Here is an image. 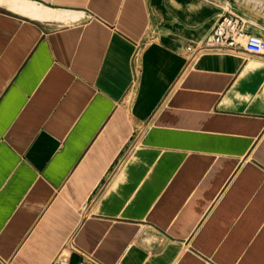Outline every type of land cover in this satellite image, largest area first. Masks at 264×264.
I'll use <instances>...</instances> for the list:
<instances>
[{
	"label": "crops",
	"instance_id": "obj_1",
	"mask_svg": "<svg viewBox=\"0 0 264 264\" xmlns=\"http://www.w3.org/2000/svg\"><path fill=\"white\" fill-rule=\"evenodd\" d=\"M250 1L0 0V259L264 264V54L186 52Z\"/></svg>",
	"mask_w": 264,
	"mask_h": 264
},
{
	"label": "built area",
	"instance_id": "obj_2",
	"mask_svg": "<svg viewBox=\"0 0 264 264\" xmlns=\"http://www.w3.org/2000/svg\"><path fill=\"white\" fill-rule=\"evenodd\" d=\"M245 20L241 15L231 9H227L213 26L211 32L199 45L187 47L186 52L189 61L197 59L205 52L234 51L243 49L254 55L264 54V39L258 35L245 31ZM0 264H10L0 259ZM50 264H68L62 257H55ZM78 264H99L93 259L86 257Z\"/></svg>",
	"mask_w": 264,
	"mask_h": 264
},
{
	"label": "rangeland",
	"instance_id": "obj_3",
	"mask_svg": "<svg viewBox=\"0 0 264 264\" xmlns=\"http://www.w3.org/2000/svg\"><path fill=\"white\" fill-rule=\"evenodd\" d=\"M4 1L5 2H9V3H12L13 2V0H4ZM224 1H226V0H224ZM229 1L232 2L234 6L238 5L241 8L247 7V5L251 3L250 0H229ZM262 2H264V0H262ZM262 38L264 39V36L263 35H262Z\"/></svg>",
	"mask_w": 264,
	"mask_h": 264
}]
</instances>
